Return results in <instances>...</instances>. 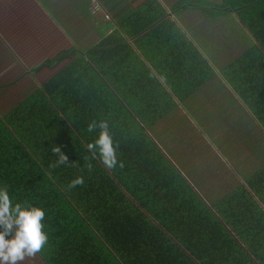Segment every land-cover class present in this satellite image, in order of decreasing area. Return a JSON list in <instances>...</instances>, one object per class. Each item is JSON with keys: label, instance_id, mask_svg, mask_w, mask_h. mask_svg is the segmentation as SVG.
<instances>
[{"label": "trees", "instance_id": "1", "mask_svg": "<svg viewBox=\"0 0 264 264\" xmlns=\"http://www.w3.org/2000/svg\"><path fill=\"white\" fill-rule=\"evenodd\" d=\"M38 1L37 14L51 16V0ZM188 1L171 11L214 18L244 5ZM245 5L250 40L219 70L157 0L82 49L69 37L38 62L23 58L22 33L0 32L34 82L0 116V187L44 210L41 264H264V0ZM102 120L123 168L107 169L86 147L100 131L87 125ZM229 129L261 158L235 153L230 163ZM53 146L68 165L52 166ZM78 176L83 185L69 189Z\"/></svg>", "mask_w": 264, "mask_h": 264}, {"label": "rangeland", "instance_id": "2", "mask_svg": "<svg viewBox=\"0 0 264 264\" xmlns=\"http://www.w3.org/2000/svg\"><path fill=\"white\" fill-rule=\"evenodd\" d=\"M34 3V0H0V32L4 34L7 32L9 35L22 33L26 37V41L19 45V50H23V58L27 61L38 62L60 49L68 48L69 37L80 47V38L82 44L93 42L97 39V35L86 19L91 18L97 24L106 17L104 12H101V7L96 0H51V5L56 6L58 4L56 12L52 11V17L50 14L49 16L33 14L34 17L38 18V23L36 26L34 25L35 27L25 26L22 24V17L27 10L36 13L33 8ZM130 8V5L125 7L126 10ZM185 23L189 25L186 29L192 28L194 37L198 36L202 40L198 45L204 57L208 58L210 65L216 70L235 58L248 45L246 34L231 15L217 20L209 32H207V27L210 26V22L199 20L196 16L189 17L185 20ZM1 43L3 44L0 39V78L9 75L11 79L9 85L11 86L8 90H5L8 99L0 100V112L14 106L19 98L30 91L33 86L32 83H34L24 65L17 62L18 56L11 55L12 53L10 54L5 49L6 46L4 47ZM33 57L36 59H32ZM19 78L22 80L21 83L17 82ZM198 87L204 88L205 85H198ZM201 98L204 99L205 96L201 95ZM195 103L197 101H192V105ZM200 105L205 106V103L200 102ZM220 115V121H224L222 124L231 123L228 115H225V113ZM234 139L235 135L230 129L226 138H221V142L226 140L228 142V161L230 163L235 164L238 161L239 157L235 153L248 154L247 157L252 161L261 158L257 156V153L249 154L253 150L249 144H244L247 143L245 141H248L246 138ZM261 151H263V148ZM250 160H248V163L252 165ZM92 246H88V248L93 254L96 252V248L93 243Z\"/></svg>", "mask_w": 264, "mask_h": 264}, {"label": "clouds", "instance_id": "3", "mask_svg": "<svg viewBox=\"0 0 264 264\" xmlns=\"http://www.w3.org/2000/svg\"><path fill=\"white\" fill-rule=\"evenodd\" d=\"M104 15H107V18L103 16L104 20L108 21V14L104 12ZM96 129L100 130L98 138L86 145L92 159H100L109 170L123 168V162L117 158L118 145H114L108 121H92L87 125L86 131L92 133ZM51 151L57 157L53 167L68 165V157L61 152L60 147L53 146ZM71 166L78 165L73 162ZM86 167L89 171L92 170L90 163L86 164ZM83 183L84 178L78 176L68 187L72 189L82 186ZM44 219L43 209L26 203H13L7 186L0 187V264H21L26 258L35 257L42 252L48 242Z\"/></svg>", "mask_w": 264, "mask_h": 264}, {"label": "crops", "instance_id": "4", "mask_svg": "<svg viewBox=\"0 0 264 264\" xmlns=\"http://www.w3.org/2000/svg\"><path fill=\"white\" fill-rule=\"evenodd\" d=\"M36 1H38V0H36ZM40 1H38V5H40L41 3H47L48 2V0H40ZM96 1L98 2V4L101 7V12H106L108 14V16L110 18L109 19L110 20L109 22H110V24H112V26L111 25H108L107 24L108 23L107 20H103V21L100 20L99 21V25H100L99 33H97L95 31L97 37L99 38V36H101L103 34L106 35L107 33L111 32L112 27H114V28L115 27H118L117 26V23H119V21L120 22L123 21V19L128 14H130L136 8L142 7L144 5V3L146 1H148V0H96ZM157 1L168 12L167 15H166V17L167 18H170L172 21H174L178 25V27L186 35H187V32H188L193 38H195L194 41H193V44H195L201 50V48L199 47L198 44L201 43L202 40L198 36H195L194 37L192 28L186 29L187 26H189V25L185 23V20H186V19H184V16L185 15H190L192 17L193 16H196V17L199 18V20H202L204 22H210L209 23L210 26L207 27V32L210 31V29L213 27V24L215 25V23H216L217 20H220V19L224 18L227 15H231V16H233L236 19V21L239 24L238 26L246 34V32L244 31V29H243V27L241 25V18L240 17L243 16L244 13H245V11H246L247 6L245 5V3L250 6L252 0H243V4H244L243 6L237 8V9H231L229 11H226V13L217 14V16L214 17V18L202 17L200 15L199 11L192 10V9H183V10H180V11L177 10L178 12L177 11H171L172 8H174V6L177 4V2L179 0H157ZM189 1L190 2H195L197 4H200V2H204L205 4L207 2H211L213 4L214 3H218V5L222 3V0H189ZM35 5L36 4L34 3V6ZM127 5H130L131 6V8L128 9V10L125 9V7ZM49 7H50V11H53V12L55 11L56 12V10L58 8V4L56 6H54V4H52ZM35 10H36V13H32L30 10L29 11L28 10L26 11V13L22 17L23 18V23L22 24H24L26 26L27 23H29V22H31L32 20L35 19V23L33 24V27L36 26V24L38 23V21L36 20V17L33 16V14H37V10H38L37 6L35 7ZM174 12H177V13L175 14ZM51 17H52V15H51ZM86 20L89 21V22L90 21H93L91 18L90 19H86ZM247 38H248V36H247ZM248 40H250V39L248 38ZM79 42H80L82 48L84 46H86V45L89 44V43L88 44H82L81 43V38H80ZM2 45L5 47L4 44H2ZM78 47L80 49H82L79 45H78ZM5 49L11 54V52L6 47H5ZM201 52H202V50H201ZM21 81H22L21 78H19L17 80V82H19V83H21ZM9 84H11V79H10L9 75L2 76L0 78V100L1 99H3V100L4 99H8V96H7L6 92H5V90H8L10 88L11 85H9ZM32 84H33V86L30 88V91L34 88V83H32ZM28 93H26V94H28ZM11 109H12V107H10L9 109H7L5 111H1L0 112V116H3V115L5 116V115L9 114V112L11 111ZM40 254L41 253L37 254L35 257L26 258L23 262H21V264H41V259L38 257V256H40Z\"/></svg>", "mask_w": 264, "mask_h": 264}, {"label": "built area", "instance_id": "5", "mask_svg": "<svg viewBox=\"0 0 264 264\" xmlns=\"http://www.w3.org/2000/svg\"><path fill=\"white\" fill-rule=\"evenodd\" d=\"M106 17L105 18H107V15H105Z\"/></svg>", "mask_w": 264, "mask_h": 264}]
</instances>
